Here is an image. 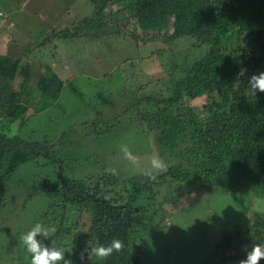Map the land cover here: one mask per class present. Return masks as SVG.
I'll list each match as a JSON object with an SVG mask.
<instances>
[{
	"label": "trees",
	"instance_id": "1",
	"mask_svg": "<svg viewBox=\"0 0 264 264\" xmlns=\"http://www.w3.org/2000/svg\"><path fill=\"white\" fill-rule=\"evenodd\" d=\"M90 1L95 4V15L63 29L62 36L71 30L86 28L90 33L107 26L104 9L111 0ZM118 1L136 18L141 34H152L145 40L136 33L137 39L168 41L191 36L204 49L178 72L170 63L167 77L172 86L156 95L139 94L141 108L131 106L138 111L139 126L152 135L157 155L168 165L155 180L145 173L130 178L67 175L68 169L77 170L80 160L65 147L72 141L61 135L57 142L30 140L12 126L24 119L34 88L41 94L35 110L41 111L58 98L62 80L53 72H42L33 84L30 64L18 69V57L0 54V181L25 163L44 165L51 171L40 178V190L51 200L42 219L47 217L49 227L57 230L45 243L58 246L63 242L65 258L73 264H90L93 258L94 264H142L137 241L153 239L154 214L184 193L250 188L264 197V96L257 92L253 97L247 90L248 78L264 71V0ZM244 36L249 41L246 46L241 42ZM241 68L247 71L234 89ZM19 77L18 89L12 88ZM201 97L202 104L192 103ZM168 182L178 185L176 194L165 186ZM162 187L170 194L157 201ZM25 231H29L27 226ZM114 238L124 242L122 252L103 261L88 260L85 252V259L80 260L86 247L107 245ZM256 243H264L262 228L240 240L237 248L247 254ZM214 251L221 258L224 248L217 244Z\"/></svg>",
	"mask_w": 264,
	"mask_h": 264
},
{
	"label": "rangeland",
	"instance_id": "2",
	"mask_svg": "<svg viewBox=\"0 0 264 264\" xmlns=\"http://www.w3.org/2000/svg\"><path fill=\"white\" fill-rule=\"evenodd\" d=\"M121 3H107V26L90 33L86 28L71 30L62 36L63 29L92 18L95 4L90 0H0V54L18 57V69L30 64L33 84L42 72H53L63 82L58 98L41 111L35 110L41 94L34 88L24 119L16 120L20 125L13 124V129L17 127L18 133L30 140L57 142L61 135L72 141L64 145L80 158L77 170H67L73 177L144 174L157 153L152 135L139 126L138 111L131 106L141 108L139 94L156 95L172 86L167 77L170 63L178 72L204 53L191 36L168 41L137 39L136 33L144 39L152 34H141L136 18ZM247 40L242 38V46ZM20 79L12 88L18 89ZM203 101L201 97L192 103ZM125 144L138 166L124 158L120 148ZM46 171L51 174L44 165L25 163L0 181V264H31L26 262L31 254L21 238L28 232L26 226L29 231L36 223L49 227L42 211L51 200L40 190V178ZM165 184L177 193L178 185ZM160 190L157 201L170 194L163 187ZM152 224L153 239L141 238L136 243L142 264H239L247 256L237 248L239 241L256 228L264 230V197L250 188L199 189L165 204L154 214ZM217 244L224 248L221 258L214 251ZM54 246L66 256L63 242Z\"/></svg>",
	"mask_w": 264,
	"mask_h": 264
},
{
	"label": "clouds",
	"instance_id": "3",
	"mask_svg": "<svg viewBox=\"0 0 264 264\" xmlns=\"http://www.w3.org/2000/svg\"><path fill=\"white\" fill-rule=\"evenodd\" d=\"M246 68H241L237 73V79L233 84L234 89L239 88L240 77L244 76ZM248 94L255 97L257 92L264 93V71L259 74H252L248 78L247 83ZM120 151L124 158L134 166H138L137 158L133 155L128 145H122ZM167 163L159 157L153 155L149 160V167L145 171V175L149 180H155L159 174L167 171ZM107 171L115 173V169H107ZM56 228L45 227L40 223L22 236V242L26 250L31 254V264H73L70 258H65V252L55 246H49L44 243V240L50 239L51 235L56 232ZM42 237V239L38 238ZM54 244V242H53ZM124 242L118 238H114L107 245H98L90 248H85L80 253V260L85 259L84 253L87 252V259L91 260L93 257L100 261L106 260L113 253H119L124 250ZM264 260V243H256L252 246L251 251L247 252L246 259H243L239 264H260Z\"/></svg>",
	"mask_w": 264,
	"mask_h": 264
}]
</instances>
